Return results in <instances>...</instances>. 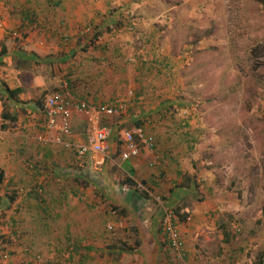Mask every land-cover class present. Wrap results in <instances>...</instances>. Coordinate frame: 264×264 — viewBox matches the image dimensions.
<instances>
[{
    "label": "crops",
    "instance_id": "1",
    "mask_svg": "<svg viewBox=\"0 0 264 264\" xmlns=\"http://www.w3.org/2000/svg\"><path fill=\"white\" fill-rule=\"evenodd\" d=\"M108 8V0H0V53L6 52L0 65V125L4 103L17 119L7 121V129L1 130L0 223L11 229V233L15 230L14 234L21 238L33 239L35 246L43 239H61L62 242L73 237L76 241L74 261L96 264L91 259L94 255L91 246L83 242L88 249L80 248L82 240L101 235L103 218L95 209L94 194L97 190L105 191V187L108 190L120 188L134 198L135 188H142L150 198L159 201V209L147 214L132 211L134 221L127 223L126 230L130 232L128 227L134 223L133 232L139 233L141 245L136 254L154 253L156 260L151 262L148 258V264L177 263L165 256L164 251L171 248L162 235L161 221L167 208L173 210L180 206L182 208L177 210L181 216L180 231L186 244L187 264H190L197 251L194 241L198 238H194L198 230L180 210L185 208V198L191 194L184 191L194 190V185L189 190L177 187L178 179L187 174L185 170H194V166L188 164L190 152L184 146L190 137L186 132L191 129L190 122L172 119L168 107L160 118L156 100L158 95L168 91V82L148 66L125 63V59L135 60L143 53L151 56L146 61L159 57L154 48L150 51L154 45L147 44L151 42L152 29L136 34L121 26L114 28L111 26L114 22L109 23ZM89 26L94 28L92 34L85 33ZM17 30H21L23 38L16 40L12 34ZM63 36L69 41L64 42ZM66 82L77 99L94 104L116 95H136L131 97L128 111L121 116L73 112L72 141L88 143L96 129L106 126L111 129L107 152L88 154L81 160L75 151L51 141L47 144L40 141L42 137L53 140L56 132L44 129L45 116L38 104L44 103ZM1 84L23 90L17 102L9 99ZM140 104L148 105L147 112L138 107ZM158 105L165 107V102ZM138 127L156 136V151L144 149L138 156L123 160L121 141L117 149L114 137L123 130L133 131ZM96 174L104 177L108 174V179L101 178V184L97 183ZM128 180L132 183H125ZM108 197L109 203L120 210L130 208L131 203L124 202V197L110 194ZM149 202L146 198L145 205ZM124 218L131 219L123 216L121 219ZM262 224L264 226V219ZM262 226L256 225L259 229ZM109 228L113 229L110 225ZM257 228H254L251 243H256V248L263 251L264 238L259 240L261 231ZM160 237L165 243H161ZM62 247L58 244V255L63 254ZM255 259L252 264L256 263ZM130 264L133 263L130 261Z\"/></svg>",
    "mask_w": 264,
    "mask_h": 264
},
{
    "label": "rangeland",
    "instance_id": "2",
    "mask_svg": "<svg viewBox=\"0 0 264 264\" xmlns=\"http://www.w3.org/2000/svg\"><path fill=\"white\" fill-rule=\"evenodd\" d=\"M108 5L109 23L114 22L111 26L118 28L117 23L134 19L140 30L131 31L130 27L128 32L152 29L154 46L150 51L158 46L156 62L175 65L171 82L160 78L170 86L157 96L156 106L160 109L158 116L168 107L172 119L190 122L191 129L186 132L192 139L189 137L184 146L194 170L186 169L187 174L177 182V187L187 190L194 185V190L184 191L191 194L180 210L190 216V225L198 230L194 238H198L194 241L197 251L190 264L254 263L262 250L251 240L254 228L262 226L264 219V0H108ZM159 102H165V107ZM4 104L11 113L10 106ZM147 106L138 105L144 112ZM114 138L120 149V134ZM96 175L97 183L101 184V178L108 179V174ZM105 188H98L101 191L94 194L95 209L103 218L101 235L82 240L80 248L86 250L87 245L82 244L90 245L96 264H148V258L156 260L154 253L122 255L118 249L123 243L138 248L141 239L138 232H133L134 223L128 227L130 232L126 230L127 223L134 221L132 211L153 213L159 209V201L150 198L145 205L142 188H135L134 198L123 189ZM108 194L130 202L128 211L109 203ZM122 216L131 219L122 220ZM4 225L0 223V264H77V259L67 257L73 237L62 242L43 239L40 246H35L33 239L12 237L11 229ZM257 230L262 240L264 226ZM58 244L63 246V254L58 255ZM109 246L113 247L111 253ZM233 248L240 250L233 255ZM173 258L176 264L189 263L187 256L177 252H173Z\"/></svg>",
    "mask_w": 264,
    "mask_h": 264
},
{
    "label": "built area",
    "instance_id": "3",
    "mask_svg": "<svg viewBox=\"0 0 264 264\" xmlns=\"http://www.w3.org/2000/svg\"><path fill=\"white\" fill-rule=\"evenodd\" d=\"M85 33L92 34L93 27L89 26ZM13 36L15 38H23V34L20 32H14ZM62 40L68 42L69 38L63 36ZM140 59L146 61L145 58ZM131 62L134 63L135 60L133 59ZM158 65V62L154 63V66ZM131 97H134L133 93L128 96L112 98L101 104H94L88 100L77 99L66 82L58 91L47 97L44 105L45 128L47 131L56 132V135L53 140L42 137L40 141L45 144L51 141L67 150L75 151L81 160L86 158L88 154L105 153L111 136L110 129L107 127L96 129L88 143L78 144L71 140L73 136L71 125L73 112L76 110L80 113L97 114L106 117L121 116L128 111L132 100ZM161 115L163 116V114ZM161 115L159 116L160 118L162 117ZM148 121L150 120L148 119ZM144 130L143 127H138L133 131H121L120 141L123 148L121 156L123 160L138 156L144 149L151 152L156 151V136ZM1 135L2 131L0 129V138ZM187 221H191V218L189 217ZM161 232L169 247L181 257H185L187 250L180 231V219L174 210L170 208H167L164 212L161 221ZM5 258L8 259L9 254L5 255Z\"/></svg>",
    "mask_w": 264,
    "mask_h": 264
},
{
    "label": "trees",
    "instance_id": "4",
    "mask_svg": "<svg viewBox=\"0 0 264 264\" xmlns=\"http://www.w3.org/2000/svg\"><path fill=\"white\" fill-rule=\"evenodd\" d=\"M116 25H118V26H121V28H123L125 31H128V29L131 27V31L132 30H137V27H135L136 25H135V21H134V19H129L128 20V22L127 23H117ZM93 27V26H92ZM94 29V28H93ZM95 31V30H94ZM15 32H20V33H22L21 32V30H17V31H15ZM12 36H13V34H12ZM14 37V36H13ZM15 38V37H14ZM16 40L17 39H20V38H15ZM151 44V42L149 41L147 44ZM154 50L157 52V50H158V46H156V47H154ZM5 53L6 52H4L3 50H2V52L0 53V65H2L3 64V61H2V59L5 57ZM157 56H158V54H157ZM155 57V56H154ZM140 58H145V59H147V58H151V56L149 57V55H147V53H143V54H141L139 57H135V63H140V65H144V66H148V68L152 71V72H155V73H157L158 74V76H160L161 75V77L160 78H162L163 76H164V78H166V81L167 80H170V82L173 80L172 78H174L175 77V74H174V71H175V65H174V63L173 62H169V61H165V62H158V66H154V63H156V61H157V59L159 58V57H155L156 59H150V60H148V61H142V59H140ZM125 63L126 64H132V62H131V60L129 59V58H127V59H125ZM142 63V64H141ZM173 74H174V76H173ZM173 76V77H172ZM172 77V78H171ZM169 84V83H168ZM169 86H170V84H169ZM1 88H2V90H3V92H5L8 96H9V99H12L13 101H15V102H17L18 101V97L22 94V89L21 88H18V89H10L6 84H1ZM50 96V95H49ZM134 96H136L135 94H134ZM115 97H121L120 95H116V96H113V98H115ZM123 97V96H122ZM135 98V97H134ZM47 99V98H46ZM46 101V100H45ZM133 103V102H132ZM39 108H41V109H43V112H44V105H45V102L43 103V102H39ZM3 106H4V111H3V113H2V124H1V127H0V129L1 130H3V129H7V125L5 124L7 121H9V122H15L17 119H16V117H13L12 115H11V113L10 112H8V111H6V106H5V104H3ZM153 119V118H152ZM45 125V124H44ZM104 127H106V126H104ZM102 128V127H101ZM44 129L47 131V129L45 128V126H44ZM109 129V128H108ZM71 140H72V138H71ZM156 143H157V141H156ZM125 183H132L131 182V180H128V182H125ZM144 196L147 198V199H150V196L147 194V193H144ZM10 197H11V195H10ZM10 199H12V201L14 200L13 198H10ZM174 212L176 213V215L178 216V217H180L181 218V216L179 215V213H178V211H175L174 210ZM190 216H187L185 219H188ZM179 218V219H180ZM180 223H181V220H180ZM236 230H237V228H235ZM133 230H134V228H133ZM135 231V230H134ZM241 230H240V228H238V230H237V232H240ZM12 235L14 236V238H16V239H22L21 238V236H18V234L17 233H15L14 234V232H15V230L13 231L12 230ZM71 238V237H70ZM65 239H69L68 237L67 238H65ZM162 239V238H161ZM73 240V242L71 241H69V245L67 246L68 247V249L70 248V250L68 251V254H67V257H68V259L70 258V257H72V258H74V252H75V248H76V241L74 240V239H72ZM184 240V239H183ZM141 242V241H140ZM161 243H165L164 241H163V239H162V242ZM140 245L141 244H139V243H137L136 244V247H140ZM65 247V246H64ZM74 248V251H72V249ZM112 249H113V247L112 246H109L108 247V253H111V251H112ZM168 249H169V247H168ZM234 249V248H233ZM232 249V253H233V255H235V253L238 251V250H240V249H234L233 250ZM119 250V253H121L122 255L123 254H130V253H133L134 251H136L137 250V248H132L131 246H128L127 244H125V243H123V244H121V248H119L118 249ZM170 251H166L165 253H166V256H168V258H171V259H174L173 258V252H174V250H172V249H169ZM29 251V250H28ZM151 252V251H150ZM35 258L37 259V260H42V257H41V255H39V254H35ZM255 264H264V250L261 252V253H259V255L257 256V261H256V263Z\"/></svg>",
    "mask_w": 264,
    "mask_h": 264
}]
</instances>
